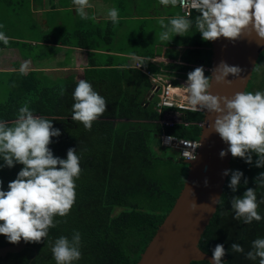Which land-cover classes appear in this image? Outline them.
Here are the masks:
<instances>
[{
  "label": "trees",
  "instance_id": "1",
  "mask_svg": "<svg viewBox=\"0 0 264 264\" xmlns=\"http://www.w3.org/2000/svg\"><path fill=\"white\" fill-rule=\"evenodd\" d=\"M4 1L9 5L7 9L17 16H3L2 20H15L20 27H30L37 35L36 39H30L32 41L22 37L9 44L18 48L23 57L37 62L38 68L49 61L46 57L54 50L52 44H70L78 38L74 35L78 26L63 31L61 25L55 24L58 19L65 18L57 10L48 11L50 26L43 28L30 8L31 0ZM39 2L44 8L42 0ZM15 3L21 9L15 8ZM197 15L201 14L194 10L186 17L193 20V26L188 35H177V48L172 43H167L166 49L152 44L145 46L140 57L144 69L126 67L109 55L107 60L97 59L95 66L85 70V80L108 103V110L93 122L90 131L71 118L75 102L73 92L79 80L73 76L49 77L37 67L26 75L10 73L7 81L11 89L0 99V122L12 125L15 121L11 120L17 119L20 107L27 102L34 115L51 120L53 127L60 130L61 135L52 137L53 142L49 145L54 156L67 159L68 149L75 148L82 172L75 181V204L66 217L55 218L59 223L49 229L48 238L40 243H27L19 252H8L0 257V264H56L52 245L61 236L71 240L75 232L81 235L82 257L73 264H137L175 203L188 173V164L178 154L175 158L170 148L162 147L159 135L165 131L181 138L199 139V123L204 118V111L186 110L181 121L173 126H163L159 122L161 113L156 108L158 96L151 94L153 82L146 71L188 79V73L197 67L211 66V41L203 40L197 31ZM179 16H182L181 11ZM5 28L7 26L0 28V32L6 33ZM21 32L27 34L24 30ZM145 36V33L141 35L136 43L140 44ZM75 41L73 44H79ZM133 52L141 51L135 49ZM261 56L264 59V50ZM203 69L205 76H209V71ZM253 80L246 91L264 92V81ZM61 86L66 89L63 96ZM152 141L159 146L160 152L155 151ZM257 159L258 156L253 154L250 165L244 159L232 157L230 170L242 171L244 177L239 189L233 192L228 187L231 179L228 176L221 195L222 203L218 204L199 242L200 248L212 255L216 245L222 244L226 250L223 264H259L258 259L251 261L245 254L231 250L233 243H239L247 253L252 241L264 238V219L243 224L234 219L231 205L232 198L242 197L247 188H256L257 201H264V188L255 182V178L264 172V167L255 166ZM4 164L0 157V165ZM23 167L16 163L11 168H0L3 190H9V182L17 178ZM244 178L248 179L247 185H244ZM116 208L120 210L114 213ZM258 212L264 217V203H259ZM7 244L12 243L0 234V247ZM190 264L211 263L200 260Z\"/></svg>",
  "mask_w": 264,
  "mask_h": 264
},
{
  "label": "clouds",
  "instance_id": "2",
  "mask_svg": "<svg viewBox=\"0 0 264 264\" xmlns=\"http://www.w3.org/2000/svg\"><path fill=\"white\" fill-rule=\"evenodd\" d=\"M160 3L173 7L179 4L182 8L191 7L199 12L201 15L195 17V27L205 41L215 42L223 37L235 43L246 32L251 35L252 31L260 41H264V0H191V4L189 0H160ZM73 4L82 19H95V16L89 17L86 11L93 6L89 0H73ZM108 16L113 23L119 22L118 9H110ZM159 23L163 29L159 39L168 42L172 40V35H188L193 26L192 19L179 15L168 23L163 19ZM9 39L0 32V41L5 45ZM27 69L28 64H22L20 73L26 75ZM242 71L240 67L230 66L223 61L212 69V73H218L215 75L216 83L228 85L232 84V80L227 79L230 74L244 79ZM182 82L185 85L187 82L193 111L205 110L215 114L212 130L229 145L219 153L220 157L224 158L230 152L233 158L244 159L251 165L253 154H256L258 159L255 166L264 167V92L240 91L232 97L212 95L213 75L205 76L202 66L189 72L188 81ZM65 91L61 86V96ZM73 100L72 120L82 123L89 131L93 122L108 110L106 99L85 79H80L76 85ZM60 135V130L53 127L52 121L34 115L27 102L20 107L13 125L0 122V157L5 162L0 168H11L16 163L24 166L17 178L9 182V190H3V181L0 180V234L6 236L10 243L18 244L21 240L26 243L43 242L48 238L49 229L59 223L55 218L66 217L75 204V181L82 172L80 157L75 148L68 149L67 159L54 156L49 145L53 142L52 137ZM223 175L231 176L228 187L236 192L244 173L225 170ZM243 182L247 185L248 179L244 178ZM255 182L258 187L264 188V172L255 178ZM213 203L220 205L222 197L214 198ZM259 203L264 201H257L256 188H247L242 197L232 198L234 219L243 224L261 221L264 217L258 212ZM197 206L193 204L192 210L196 211ZM80 243L79 232H75L71 240L64 236L56 239L51 249L56 264H73V261L81 259ZM231 250L245 254L248 260L258 259L259 264H264V238L252 241L251 250L247 253L239 243H233ZM225 255L224 246L217 244L211 264H223Z\"/></svg>",
  "mask_w": 264,
  "mask_h": 264
},
{
  "label": "water",
  "instance_id": "3",
  "mask_svg": "<svg viewBox=\"0 0 264 264\" xmlns=\"http://www.w3.org/2000/svg\"><path fill=\"white\" fill-rule=\"evenodd\" d=\"M263 50L264 41H260L254 31L251 35L246 32L235 43L223 37L215 42L211 41V94L232 97L236 92L246 91ZM221 61L240 67L244 79L230 74L227 79L232 80L231 85L216 83L215 75L218 73H212V69ZM214 119L215 114L204 110L198 153L194 159H183L188 164L184 185L137 264H190L200 260L211 263L212 254L203 251L199 242L217 210L218 204H214L213 199L221 197L223 193L229 176L223 175V172L231 169L233 157L230 152L226 157H220L219 153L229 145L212 130ZM193 204L198 205L196 211L192 210ZM26 246L27 243L23 240L18 244L3 245L0 247V257L8 252H19Z\"/></svg>",
  "mask_w": 264,
  "mask_h": 264
},
{
  "label": "crops",
  "instance_id": "4",
  "mask_svg": "<svg viewBox=\"0 0 264 264\" xmlns=\"http://www.w3.org/2000/svg\"><path fill=\"white\" fill-rule=\"evenodd\" d=\"M42 2L45 4L44 8L40 6L39 0H31L30 3V8L34 12V15L38 19L39 25L41 27L47 28L50 26L47 23L48 11H52L54 9L65 16L63 20L58 19V21L55 23L61 25L63 31H66L67 29L71 30V27L78 26V29L76 32H74V35L77 34L78 38L76 41L79 44H73V41L75 40H72V43L70 44H65L63 42H61L62 44H52V49L54 50H52L53 52L51 56L46 57V60L49 61H46L44 64H42L41 68H38L36 65L37 62H34L35 66L42 70L43 73L49 77H51L49 70H74L71 69L70 66L76 62L82 66H77L75 69L78 70L77 72H69L66 76H73L75 80L85 79V70L91 66H95L97 64V59L103 61L107 60L109 55H112L113 60L116 62L125 64V66L127 65L126 67H133L132 64L134 60L142 56V51L144 50L145 46H149V41L143 40L140 44L138 43L136 48L141 52L134 53L133 50L136 49L134 46L137 45L136 42L141 38V35L144 34L145 29L142 26L140 33H136L133 32L134 30L131 28V26L145 25L149 23L147 22L148 20L154 21L157 17V15H154L152 12H150V7L139 9L135 0H89V3L93 6L86 9V11L89 17L95 16L94 20L91 18L82 19L76 12V6L73 4V0H42ZM112 8L118 9V23H113L108 16V12ZM72 11H74V13ZM66 15H69V19L66 18ZM153 15L154 18H152ZM159 16L164 17V14ZM0 22H2L5 27L7 26V28H5L7 32L3 33L10 38L9 43L22 38L13 36L15 32L22 30V27H20L21 24H18L17 21L8 20L5 22L1 18ZM22 39L32 41L25 37ZM9 43L5 45L2 41H0V59L6 60L5 57L1 55V53H8L11 49H18ZM128 47H132V49L127 50L129 49ZM59 53L63 54L64 59L61 61V57L58 55ZM20 56L24 60H32L29 57H23L21 54ZM52 60H54V65L56 68L50 66V62ZM203 67L205 68V66ZM34 69L36 68H31L29 71ZM29 71H27V73H29ZM17 72H20V67L15 66L13 69H6L5 66L0 65V75L8 76L9 78L11 77L10 73L17 74ZM80 73H82V77L79 79L78 77L80 76L78 75ZM177 79L181 80L182 78L177 77ZM151 94L153 95L152 92Z\"/></svg>",
  "mask_w": 264,
  "mask_h": 264
},
{
  "label": "rangeland",
  "instance_id": "5",
  "mask_svg": "<svg viewBox=\"0 0 264 264\" xmlns=\"http://www.w3.org/2000/svg\"><path fill=\"white\" fill-rule=\"evenodd\" d=\"M13 1L16 2V0H13ZM135 1H136L137 6H138L139 9L150 7V12H152V14H154V15H157V17H156V19L154 21L148 20L147 22H149V23H147L145 25H140V26L139 25H136V26L132 25L131 28L134 30L133 32L140 33V29L143 26V28L145 29L144 33L146 35L144 41H149V45L152 44V46L156 45L158 47H162L163 49L164 48L166 49L165 45L167 43L168 44L172 43L174 45V47L177 48V35L176 36L172 35V37H171L172 40L170 42L161 41L159 39V33L163 31L159 21L161 19H163L165 21V23H168L171 18H174V17H176V16H178L180 14V8L177 5L175 7H173L171 5H168V6L162 5L160 3V0H135ZM9 3H10V1H9ZM15 4H16L15 8L21 9V7L17 6L18 3H15ZM8 6L9 5H7L5 3V1L3 2V0H0L1 18L3 16L4 17L17 16L15 13H13V12L11 13V11L9 9H7ZM72 12L74 13V11H72ZM161 14H164V17H160L159 15H161ZM154 15H153L152 18H154ZM66 18L69 19V15H66ZM67 23H68V21H67ZM21 27H22V30L27 32V34H23L21 32V30H19V31H17V32H15L13 34L14 37L15 36H17V37H25V38H28V39H36L37 38L36 37L37 36L36 32L33 29H30V27H29V29L25 28L23 26H21ZM127 40H128V38H127ZM137 45L134 46V47L136 48ZM128 48L129 49H127V50L132 49V47H128ZM175 51L177 53V50H175ZM1 55L4 56L6 60L0 59V65L5 66L6 69H13L15 66L21 67V65L24 64V63L28 64L27 71H29V69H31V68H34V67L36 68V66L34 64V61H32L30 59L24 60V59L21 58L20 52L18 51V49H16V50L15 49H11V50H9L8 53L7 52H3V53H1ZM58 55L61 57L60 61L64 59L63 58V54L59 53ZM7 56H8V58H7ZM177 61H179V60H177ZM54 64H55V62H54V60H52L50 62V66L51 67L53 66L54 68H56ZM77 66H82V65H79V63L74 62V64L70 66V68L74 69V70H67V71H65V70H56V71H53V69H51V70H49L50 71L49 74L51 75V77L52 76L55 77V76H59V75H65L66 76L69 72L70 73L77 72L78 70H75ZM254 71H255V79L254 80L258 81L259 83H262L264 81V59H262L261 55L258 58L257 65H256ZM82 73H80L78 75V76H80V77H78L79 79L82 77ZM8 79H9L8 76L0 77V99H1V97L5 96L6 93L9 92L10 89H11L10 86H9L10 85L9 82L7 81ZM183 79L188 80L186 78H182L181 81H183ZM250 83H251V81H250ZM186 85H187V83H186ZM36 116H38V115H36ZM161 117L159 118V120H161ZM11 121H16V119L11 120ZM9 126H11V125H9ZM151 144L153 145V148L155 149L156 152H160L159 146L154 141H152ZM169 150L172 153H174L175 158H177V154H178L177 151L175 149L174 150L173 149L172 150L169 149ZM235 160H236V158H235ZM119 210H120V208H116L114 213H117Z\"/></svg>",
  "mask_w": 264,
  "mask_h": 264
},
{
  "label": "built area",
  "instance_id": "6",
  "mask_svg": "<svg viewBox=\"0 0 264 264\" xmlns=\"http://www.w3.org/2000/svg\"><path fill=\"white\" fill-rule=\"evenodd\" d=\"M191 4V0H189ZM179 5V4H178ZM182 16L190 17L195 9L191 7L182 8L179 5ZM133 67L144 69L140 58H136L132 64ZM206 70L210 71V66H205ZM152 82V93L158 95L156 103L157 110L161 113L159 122L163 126H173L181 121V116L186 110H192L189 102L187 89L188 87L177 77H170L165 73H149L146 71ZM175 80H177L175 82ZM204 111V110H198ZM187 124V122H185ZM200 125L202 122L199 123ZM160 145L164 148L175 149L183 159H194L198 153V139L181 138L165 131L159 135Z\"/></svg>",
  "mask_w": 264,
  "mask_h": 264
},
{
  "label": "flooded vegetation",
  "instance_id": "7",
  "mask_svg": "<svg viewBox=\"0 0 264 264\" xmlns=\"http://www.w3.org/2000/svg\"><path fill=\"white\" fill-rule=\"evenodd\" d=\"M255 70V69H254ZM253 76H254V71H253V75H252V79L250 80L251 82H252V80H253ZM250 85V82H249V84H248V86ZM248 88V87H247ZM246 88V89H247Z\"/></svg>",
  "mask_w": 264,
  "mask_h": 264
}]
</instances>
